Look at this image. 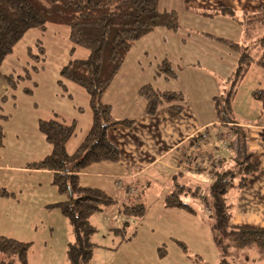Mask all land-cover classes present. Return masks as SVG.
Masks as SVG:
<instances>
[{"label": "trees", "instance_id": "trees-1", "mask_svg": "<svg viewBox=\"0 0 264 264\" xmlns=\"http://www.w3.org/2000/svg\"><path fill=\"white\" fill-rule=\"evenodd\" d=\"M159 1L0 0V62L27 30L37 28L43 33L48 23L67 25L68 38L73 46L79 45L89 51L86 58L70 59L60 69L61 77L81 85L88 94L92 112L88 131L75 150L68 152L66 142L74 133L75 122L56 114L39 119V130L51 144V151L29 165L31 168L52 171V183L58 193L65 197L64 200L50 204L60 208L71 227L72 238L67 243L63 264H94L91 260L97 244L92 239L95 226L90 217L104 206L113 204L114 198L100 188L81 185L78 172L93 162L120 159L118 148L107 138V130L118 123L130 125L133 119L114 118L111 105L102 100V94L114 79L134 41L156 27L172 30L178 28V12L174 9H160ZM215 10L232 17L244 32L246 43L243 45L228 38L214 37L239 52L234 83L243 77L252 63L264 70V3L253 11L238 13L225 6ZM36 45L39 54H33L31 49H28V54L34 62H39L44 59V49L39 39ZM31 67L34 70L38 68L34 64ZM156 74H162L165 78L176 76L167 60L159 64ZM26 76L30 77V73L27 72ZM19 77L15 79L12 73L6 75L10 88L16 86ZM59 82L64 84L62 79ZM234 86L226 98L228 112L231 110L230 99ZM26 91L31 92V89ZM139 93L145 101L144 112L149 115L163 110L169 116H174L185 105L181 90H159L146 83L139 88ZM252 96L260 101L263 110L264 88L253 89ZM4 98L0 100V108ZM222 110L216 106L218 120H233L223 116ZM0 116L5 117L1 113ZM1 135L0 131V144ZM236 147L233 166H220L223 159H218V166L203 195L199 194L201 188L190 189L176 181L174 189L164 198L166 206L192 212L193 208L182 195L186 192L199 195L210 222L211 239L218 250L216 264H233L228 258L231 246L264 248L263 227L232 222L226 192L233 185L244 186L248 176L259 168V164L252 161L251 152L244 149L243 145L238 144ZM187 188L188 191H185ZM0 194L9 195V192L0 190ZM144 209L142 203H135L124 206L121 211L128 216L141 217ZM112 231L120 235L119 243L134 235L127 231L126 222ZM176 242L191 260L202 262L201 257L191 254L184 243L179 240ZM30 247V241L0 235V264H30L27 257Z\"/></svg>", "mask_w": 264, "mask_h": 264}, {"label": "rangeland", "instance_id": "rangeland-1", "mask_svg": "<svg viewBox=\"0 0 264 264\" xmlns=\"http://www.w3.org/2000/svg\"><path fill=\"white\" fill-rule=\"evenodd\" d=\"M171 1L160 0V6H169ZM176 1L178 2V0ZM176 6L178 7V3ZM190 13H188V26L189 20H191L190 24L194 22L193 24H196L200 28L199 30L223 34L242 45L246 43L243 32L242 35H239L241 26L235 22H225L219 17L200 18L203 20L199 19L200 21H198L192 19ZM68 33L69 28L65 24L48 23L43 33L37 28H31L24 33L14 44L12 51L0 62L1 70L9 72V74L14 73L15 79L20 76L16 86L10 88L1 101L0 108L1 115L5 116H0V131L2 133L0 190L9 192V195L0 194V234L30 241L31 247L27 257L35 264L65 263L62 260L66 258V246L71 237L70 224L60 208L50 205L65 199L52 183V173L29 167L31 162L39 160L51 151V144L39 130V119L55 114L59 117L64 116L67 120L74 119V133L66 145L67 149L72 151L85 136L92 115L85 89L60 76V69L70 59H83L89 53L85 47L73 46L68 38ZM170 33L171 36L169 38L167 36L166 41L161 40L157 43L152 41L150 45L147 43L142 45L141 48L146 49L147 54L137 47L139 43L146 41L145 39L135 42V44L133 42L122 62L123 66H121L127 67L136 59L140 60L144 67L142 75L145 77L143 79L157 84L160 88L180 87L177 90L183 92L185 104L189 103L195 111L205 116V119L210 117L212 120L217 119V114L215 116L212 112L215 106L223 109L222 115L226 117L252 121L264 118V110L259 117L261 103L250 95L251 90L264 88V70L259 65L252 63L243 77L234 83L239 58L237 50L211 36L201 35L197 29L189 27L187 29L185 26H181L178 33L187 43L180 44L182 49L180 51L173 37V35L179 37V34ZM38 39L44 49V59L34 62L28 54V49H31L33 54H39L36 45ZM187 45L188 49L185 51ZM72 47L74 48L72 49ZM158 54L173 60L171 67L179 75L177 80L173 77L164 78L160 74L163 77H156L158 83L153 81V76L158 69L157 62L162 60L155 61L154 56ZM185 56L188 60L191 59L190 61H193L194 57H199L201 60L199 68L194 69L198 78L196 82H191L192 75L190 73L194 70L188 68V65L184 67L182 73L179 71L180 57L185 58ZM149 61L153 62L151 68ZM33 64L38 67L37 70L31 67ZM27 72L30 73V77L26 76ZM60 79L64 84L59 82ZM234 84V93L230 99L231 110L228 112L225 106L226 98ZM27 89H31V92L26 91ZM233 98L234 102H232ZM213 125L224 130V125L214 122L209 125V128ZM155 167L156 165L152 166L150 170ZM176 171L178 172V170ZM182 173L187 174L186 171H182ZM188 174L193 173L188 172ZM163 178L164 173L160 171L157 179L160 182ZM201 178L203 179L201 186H206L213 176L211 177L207 173V175H201ZM158 186L150 184L154 191ZM183 197L190 204L198 202V199L193 198V195L187 194ZM99 213L95 214L94 212L90 219L95 226L92 239L97 244L93 250L91 261L94 264H105L120 235L105 228ZM192 227L194 228V226ZM192 227L189 230H192ZM208 238L207 247L203 244L204 247L198 248L203 250L202 252L205 250L206 261L210 262L209 264H216L218 253L213 248L214 244L210 242L211 236ZM190 248V253L195 254L192 248L196 247L191 245ZM228 258L233 261V264H264V248L231 246Z\"/></svg>", "mask_w": 264, "mask_h": 264}, {"label": "crops", "instance_id": "crops-1", "mask_svg": "<svg viewBox=\"0 0 264 264\" xmlns=\"http://www.w3.org/2000/svg\"><path fill=\"white\" fill-rule=\"evenodd\" d=\"M176 3H178L179 8ZM262 3H264V0H178V2L172 0L169 6L161 7L159 1L160 9H174L178 12V28L171 31L172 29L165 27H156L134 41V44L145 39L146 41L139 43L137 47L144 54H147V50L141 48L142 45L145 43L150 45L152 41H154L153 43L161 40L166 41L167 36L168 38L171 36L170 32L179 34L178 30L181 26H185L187 29L188 27L197 29L201 35L213 38L215 36L228 38L223 34L199 30L200 28L193 24L194 22L190 24L191 20H189L188 26V13L191 12L190 17L192 16V19L198 21L219 17L220 20H225V22H235L240 25L232 17L215 9L219 6L231 7L239 13L241 11L256 10ZM239 30L240 35L243 30L242 28ZM173 37L176 40L175 43L179 46L178 49L182 51L180 44L187 43L186 40L181 34H179V37L174 35ZM187 49L188 45L185 51ZM159 55L154 56L155 61L162 59L157 62V65L159 66L163 60H167L170 68L174 70L171 67L173 60L168 59L165 55ZM194 58L193 61H190L191 59L188 60L186 56L185 58L180 57V73L184 71V67L187 65L192 70L199 68L201 60L199 57ZM149 64L151 68L153 62L149 61ZM122 66L102 94V100L111 105L114 118L133 119L130 125L118 123L107 130V138L118 148L120 159L117 161L101 160L93 162L78 172L81 185L100 188L114 198L113 204L104 206L97 211L100 212L99 216H101L100 219L105 228L112 230L126 222L127 231L134 233L133 236L121 243H119V240L117 241V246L112 247V253L105 264H209L210 262L206 261L205 250L202 252L203 250L201 251L198 248L204 247L203 244L207 247V239L211 236L210 222L204 212L199 195H193L190 192L182 195V198L188 194L198 199L196 204L188 202L194 210L192 212L183 208L169 207L164 203L165 196L174 189L176 181L187 187L189 186L190 189L201 188L199 194L205 192L207 185L211 182V179H209L206 186H201L203 180L201 175H207L205 169L176 171V163L180 158V143L195 130L207 127L210 132V139L203 146V150L208 155L206 161L212 159L218 163V159L222 158L223 161L219 164L220 166L232 167L238 144L243 145L244 149L251 152L252 161L259 164L258 170L248 176L244 186H231L226 192V197L231 206L233 223L264 228V118L261 117L255 121L236 119V117L230 121L218 120V118L212 120L211 117L205 119V116L195 111L187 102L183 110L174 116H169L163 110H157L152 115L146 114L144 112L145 101L139 93V88L151 81L143 79L145 77L142 75L144 67L138 59L133 61L130 66ZM195 71L190 73L192 75L191 82L198 80ZM7 73L9 74V72L1 70L0 67V100L10 90L6 79ZM154 76L153 81H157L158 78L156 77L162 75L155 74ZM178 76L176 73L173 78L177 80ZM151 84H154L153 86L159 90H177L180 88L178 86H168L162 87V89L153 82ZM250 95L253 97L252 90ZM232 102H234V98ZM263 110L262 108L259 109V117ZM212 112L213 115L216 114V106L213 107ZM62 117L64 118V116ZM213 122L224 125L223 131L230 132L231 136L225 143L216 140L215 132L216 129H220L219 126L215 127L213 125L209 128V125ZM90 124L91 120L87 131ZM67 151L72 152L73 150L67 149ZM154 165L156 167L150 170ZM43 170L52 173L50 170ZM160 171L164 173V178L159 182L157 178ZM182 171H186L187 174L182 173ZM188 172L193 174L189 175ZM175 176L177 179H175ZM151 183L159 185L155 191L150 187ZM185 191H188V188ZM135 203L144 205L145 209L141 217L128 216L121 211L124 206ZM190 227L193 229L189 230ZM17 239L20 238L17 237ZM178 240L189 247V251H191V245L196 247L192 248V251L201 257L202 262L191 260L177 244L176 241ZM210 242L214 244L211 238ZM213 248L218 253L215 244ZM28 262L35 264L29 258Z\"/></svg>", "mask_w": 264, "mask_h": 264}, {"label": "built area", "instance_id": "built-area-1", "mask_svg": "<svg viewBox=\"0 0 264 264\" xmlns=\"http://www.w3.org/2000/svg\"><path fill=\"white\" fill-rule=\"evenodd\" d=\"M216 140L220 143H225L226 140L231 136L230 132H225L220 129H216ZM210 139V132L207 127H202L190 135H188L180 143V158L176 163L177 170H195L205 169L209 176L214 175V168L217 166V161L210 160L207 153L203 150V146ZM132 190V188H130ZM203 195V193H202Z\"/></svg>", "mask_w": 264, "mask_h": 264}]
</instances>
